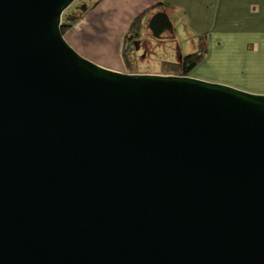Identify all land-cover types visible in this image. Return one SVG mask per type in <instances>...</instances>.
<instances>
[{
    "label": "water",
    "instance_id": "water-1",
    "mask_svg": "<svg viewBox=\"0 0 264 264\" xmlns=\"http://www.w3.org/2000/svg\"><path fill=\"white\" fill-rule=\"evenodd\" d=\"M76 1L0 0V264H264V95L100 66Z\"/></svg>",
    "mask_w": 264,
    "mask_h": 264
},
{
    "label": "rangeland",
    "instance_id": "rangeland-1",
    "mask_svg": "<svg viewBox=\"0 0 264 264\" xmlns=\"http://www.w3.org/2000/svg\"><path fill=\"white\" fill-rule=\"evenodd\" d=\"M99 1L77 0L64 14L65 18L71 12L70 16L75 17L71 23H76L74 28L70 27L64 36L80 55L105 68L115 67V55L118 50H121L120 60L124 68L126 65L123 53L132 64L138 66L141 72L160 74L164 62L179 63L182 61L180 55L185 57L199 52L204 45L207 46L205 42H210V37L208 40H201L200 37L194 39L191 36H183L182 31H180L181 38L179 39L170 38L171 33L165 32L162 39L158 40L153 37L150 30H145L146 21L141 36L134 40H127L123 35L124 28L128 24L127 17L118 11L117 6H108V9L103 12L94 14L89 23L93 25V28L86 31L85 26L83 31V24L86 20H81L100 4ZM76 6H81L82 10L79 9L73 15L72 11ZM131 10L124 8L123 12L129 13ZM106 19H109V24L106 23ZM131 29L132 27L126 34H129L128 37L131 36L129 33ZM242 41L245 39L240 43ZM190 77L264 95V45L254 52L248 49V45H237L235 52L233 46L227 47L224 51L216 50L215 52H212L211 48L210 58L201 62L190 73Z\"/></svg>",
    "mask_w": 264,
    "mask_h": 264
},
{
    "label": "crops",
    "instance_id": "crops-1",
    "mask_svg": "<svg viewBox=\"0 0 264 264\" xmlns=\"http://www.w3.org/2000/svg\"><path fill=\"white\" fill-rule=\"evenodd\" d=\"M108 6H117L118 11L126 15L128 24L123 35L130 39L129 34H126L138 17L144 15L143 24L146 21L149 25L151 17L159 11L166 13L172 22L170 38H181L180 31L183 36L194 39L200 37L201 40H208L210 37V42H205L208 46L205 61L210 58L211 48L215 52L233 46L235 52L237 45H248V49L254 52L264 45V0H102L92 13L88 12L81 20H86L83 31L85 26L86 31L92 29L93 25L89 24L92 16L108 9ZM124 8L132 10L129 13L123 12ZM106 20L109 24V19ZM120 55L121 50H118L115 67L108 68L126 72ZM180 56L183 58V55Z\"/></svg>",
    "mask_w": 264,
    "mask_h": 264
},
{
    "label": "trees",
    "instance_id": "trees-1",
    "mask_svg": "<svg viewBox=\"0 0 264 264\" xmlns=\"http://www.w3.org/2000/svg\"><path fill=\"white\" fill-rule=\"evenodd\" d=\"M101 0L99 1V3ZM66 18V17H65ZM64 18V26H63V33L64 35L66 34V31L71 27L69 25V22ZM143 19L144 15H141L138 17L131 29V39H137L141 36V31L143 30ZM129 40L130 38H127ZM130 39V40H131ZM126 51V50H125ZM208 53V46H203L199 52H196L194 54L185 56L182 58V61L179 63H172L169 61H166L162 64V70L161 73L162 75H176V76H190V73L194 71L200 64L201 62L205 59ZM124 59H125V73L129 74H149V73H143L138 69V66L136 64H132L130 60L126 57V54L123 53Z\"/></svg>",
    "mask_w": 264,
    "mask_h": 264
},
{
    "label": "flooded vegetation",
    "instance_id": "flooded-vegetation-1",
    "mask_svg": "<svg viewBox=\"0 0 264 264\" xmlns=\"http://www.w3.org/2000/svg\"><path fill=\"white\" fill-rule=\"evenodd\" d=\"M88 1H89V0H88ZM74 4H75V3H74ZM74 4H73V5H74ZM73 5H72V6H73ZM72 6H71V7H72ZM69 9H70V8H69ZM69 9H68V10H69ZM79 9L82 10L81 6H76L75 9L72 11L73 15H74V14L76 13V11H78ZM68 10H67V11H68ZM70 13H71V12H70ZM70 13H69V15H68L65 19L69 22V25H71V29H73L76 23H71V21H74L75 17L70 16ZM85 14H86V12H85ZM82 16H83V15H82ZM83 17H84V16H83ZM147 26H148V25H147ZM145 30L148 31V30H149V26H148L147 28H145ZM150 32H151V31H150ZM151 33H152V32H151ZM163 34H164V33H163ZM163 34H162L159 38H156V39L161 40ZM152 35H153V33H152ZM153 37H154V35H153Z\"/></svg>",
    "mask_w": 264,
    "mask_h": 264
}]
</instances>
